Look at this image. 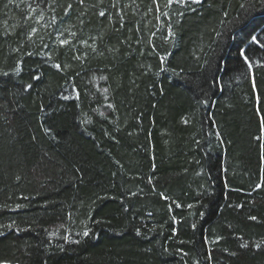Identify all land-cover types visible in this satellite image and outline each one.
Instances as JSON below:
<instances>
[{
    "label": "trees",
    "instance_id": "16d2710c",
    "mask_svg": "<svg viewBox=\"0 0 264 264\" xmlns=\"http://www.w3.org/2000/svg\"><path fill=\"white\" fill-rule=\"evenodd\" d=\"M157 2L0 0V261L264 264V5Z\"/></svg>",
    "mask_w": 264,
    "mask_h": 264
},
{
    "label": "snow or ice",
    "instance_id": "6c2138e0",
    "mask_svg": "<svg viewBox=\"0 0 264 264\" xmlns=\"http://www.w3.org/2000/svg\"><path fill=\"white\" fill-rule=\"evenodd\" d=\"M12 2H13V0H9V3H12ZM80 2L83 3V0H80ZM152 2H153L154 5H156L157 12H160V5L157 2V0H152ZM200 2H201V0H192V3L199 4ZM186 3H187V0H166V2L164 4V8H168V7L172 6L173 4H186ZM261 4L264 5V0H261ZM71 7H72V5L71 4H68L67 5V8L65 9V12L67 13L68 9H70ZM241 7H244V5H241ZM30 10L33 11V12L35 11V9L34 8H31V6H30ZM150 11H151V9H150ZM99 15L100 16H104L105 15L104 11H101L99 13ZM161 15L167 16L168 13L167 12H162ZM180 15L182 16L183 13H180ZM40 19H43V13L42 12H41V15H40ZM121 19H123V17H121ZM156 19L159 20L160 19V15H157ZM178 22L179 21H177V23ZM81 23H83V21H81ZM167 27H168V36H166L164 38L165 40H167L169 37H174L175 36V32L172 30L171 24H169ZM35 31H36V29L33 28L32 29V32H35ZM72 35L74 36L75 33H72ZM155 35H156L155 33H152V36H155ZM251 43L254 44V45H257L258 46V49L261 52V55H264V41L259 40L256 36H252L251 37ZM60 44L61 45H68L69 44V41L66 40V39L65 40H60ZM256 51H257V49H250V50L246 51L244 48H240L238 50L237 55L242 59L243 63L247 66V69H248L249 72H251V70L253 69L254 66L264 67V62H262L260 60H253L251 58V56L248 54V52H251L252 55H255L256 54ZM29 55H31V53H29ZM75 58L76 59H79L80 57H75ZM55 67L57 69H60L61 66L59 64H57V65H55ZM21 70L22 69L20 67V63L18 62L17 65H16V67L13 69V72L16 73V74H19V72ZM0 75L8 76L9 73L6 72V71H4V72H0ZM101 79H105V78L104 77H101ZM31 87H32L31 84L27 85V88H31ZM25 90H27V89H25ZM105 91H107V89H105ZM65 99H67V97H65ZM107 107L108 108H113L114 106L112 104H108ZM100 115L101 116H104L105 119L107 118L104 113H100ZM88 122L90 123L91 120H89ZM261 124H262V127H264V117L261 118ZM44 131H45V134H49L51 132V129L50 128H45ZM33 139H35V137H33ZM261 147L264 148V144H262ZM160 195L162 197L164 196L163 193H161ZM164 198L167 199V197H164ZM176 206L177 207H180L179 204H177ZM7 207H9V206L8 205H0V208H7ZM22 207H24V205H21V204L15 205V209H20ZM189 207H191V205H189ZM173 219H175V218H173ZM249 219L250 220H256L257 217L251 216V217H249ZM5 227L8 228V229L16 228L15 221H13L12 223H9L7 225H0V228H5ZM193 227H195V225H193ZM16 230L17 231H21L22 229L16 228ZM2 234L3 233H0V235H2ZM88 234H89L88 231H85L83 233V235H85V236H87ZM137 234H139V230H137ZM64 239H65V241H67L68 240V237H64ZM76 242L79 243V241H76ZM262 244H264V241H262L260 243H256L255 244V247L257 249H259L262 246ZM241 247H247V242H245L244 244H242ZM61 250H63L62 247H61ZM232 254L234 255L235 253H232ZM0 264H9V262H7V261H0Z\"/></svg>",
    "mask_w": 264,
    "mask_h": 264
}]
</instances>
